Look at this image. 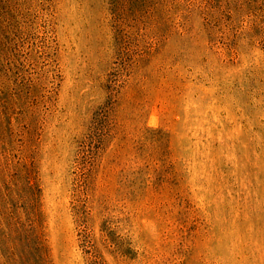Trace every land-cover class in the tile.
<instances>
[{
    "label": "rangeland",
    "instance_id": "374dc122",
    "mask_svg": "<svg viewBox=\"0 0 264 264\" xmlns=\"http://www.w3.org/2000/svg\"><path fill=\"white\" fill-rule=\"evenodd\" d=\"M0 264H264V0H0Z\"/></svg>",
    "mask_w": 264,
    "mask_h": 264
}]
</instances>
